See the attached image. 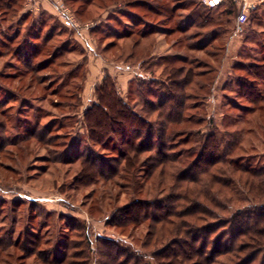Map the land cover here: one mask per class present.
I'll list each match as a JSON object with an SVG mask.
<instances>
[{"label":"rangeland","instance_id":"obj_1","mask_svg":"<svg viewBox=\"0 0 264 264\" xmlns=\"http://www.w3.org/2000/svg\"><path fill=\"white\" fill-rule=\"evenodd\" d=\"M253 4L241 25L231 0L214 9L205 0L1 6L0 264H242L251 254V264H264V234L260 244L245 240L243 252L208 259L213 240H227L232 225L253 231L245 213L264 207V174L249 173H264V2ZM63 10L75 24H65ZM106 79L156 134L166 97L182 103L172 104L183 120L166 132L167 166L153 173L138 164L129 173L121 136L107 139L98 127L97 138L89 134L88 111ZM209 144L222 162L194 166ZM184 190L196 217L174 219L201 232L169 235L188 243L200 236L196 248L207 243L206 260L173 240L151 242L154 219L179 209ZM129 208L139 220L122 226Z\"/></svg>","mask_w":264,"mask_h":264},{"label":"trees","instance_id":"obj_2","mask_svg":"<svg viewBox=\"0 0 264 264\" xmlns=\"http://www.w3.org/2000/svg\"><path fill=\"white\" fill-rule=\"evenodd\" d=\"M20 1H25V0H0V8L1 6H3V7H8V9H11L15 5H17ZM230 13L232 12L230 11ZM113 88H114V83H111L109 79H106L105 83H103L100 87L97 88V92H99V102L94 104V106L88 111V114H91L90 116L94 117V119L92 118L91 120L92 123H90L88 127L89 132H90L89 134H92V136H95L97 138L100 135L96 129L98 127L103 130V133H104L103 136L107 139L109 138L115 139L117 138V136H121L122 139L117 144L122 150L123 156L126 161L125 168L127 172L129 173L134 172V169H136L138 164H140L141 166L149 165V168L153 170V173L155 172L157 168H159V166H167V164L170 162V157L167 156L166 154L164 155V151H166V147L164 144L165 143L164 138L166 136V132L168 130H171L169 129L170 124L178 123L183 120V116L181 115V113L174 112L173 107H172L174 104L175 106L176 105L182 106V103H178L177 101H175V98H173V96L169 95L166 97L163 105L160 106L159 109H157L160 112L159 118H162L163 121L162 123L159 124V127H160V129H158L159 133L156 134L154 128L150 127L148 122H146L143 117H141L140 115H136L130 111L129 106L126 105L120 97H117L116 92L114 91ZM169 104L170 106L166 108V105H169ZM145 126H148V128L146 129L147 130L146 132L144 129ZM108 129L109 131H106ZM209 138L212 139L213 136H210ZM154 142L158 143L159 147H156ZM204 148H205V151L206 150H209V151H206V152L204 151L200 155V157L196 160V162L194 163V166H197V167L200 166V168L202 169L204 164L210 165L212 167L222 162V160H220L219 158L217 159L218 155L220 154L219 147H217L215 144H211V145L209 144L208 146ZM155 151L157 153V157L154 158L153 161L151 160L152 162L148 160H143V161L141 160L140 157L143 154L152 153V152L155 153ZM230 163H231V166L236 165V161L230 162ZM203 173H208V170L207 169L204 170ZM249 173L257 177H260L261 175L264 174V173H254L253 171ZM181 178H187V177L183 175H181L180 177V181L186 183L185 186H187L188 181L186 180L182 181ZM180 186H182V184ZM225 186H228V185L226 184ZM179 188L180 187H177V189ZM185 191L187 190H184L183 193H179V197L177 200L179 204V206L177 207L179 209L172 210V209L166 208L163 212L159 213L158 216L154 219L157 224V227L155 228V230L156 229L158 230L156 231V234L153 236L154 241L152 240L151 242H153L154 245L157 246V245H168L170 242L172 243L173 241H176L173 244L179 245V243H182L183 247L186 245L187 247H189L190 251L192 250L193 252L200 254L205 259V254H207L206 248L208 247L207 243H206V248L203 247L205 245V242L201 246L202 249L196 248L197 246L196 244L201 238L200 236H197L200 238H197L196 236H194L192 238V241L188 243V242L182 241L181 239H174V238L172 239L170 238V236L172 235H169L171 233L180 234V235L182 233H185L186 236L187 235L191 236L192 233L193 234L195 233V235H197V234H200L201 232V230L198 227H190L189 229L190 231L188 229L183 230V225L180 222H178V219L177 220L174 219L175 217L181 218V215L187 216V217L193 216L197 212V209H198L197 204H194V202L190 200V196L187 194L189 191L188 192H185ZM187 203H189L190 206H185ZM135 206H139V205L136 204ZM180 207L183 208V210H181ZM184 207L186 208L188 207V208L184 210ZM131 210H132L131 208L125 210L126 219L120 225L126 226L128 225V222H136L139 220L138 211L137 213H134V214L131 213V216L127 215L129 214L128 212H130ZM182 212H187V214L183 215ZM201 216L202 215H200L198 219H200ZM247 216L249 219L247 218ZM193 217H196V216H193ZM245 217L246 219L249 220V224L252 223L253 226H255L253 231L247 227L240 228L238 225L237 226L232 225L231 236L227 240H224L225 237H222L221 235H219L218 239H216L215 241L214 240L212 241L213 243L212 253L209 254V257L207 256L208 259L210 260V263H215V260H217L216 258L222 256L223 254L233 252V251H236L238 253L239 250H240L239 252H243V249L241 250V248L244 244H247L245 240H247L249 244L250 243L260 244L256 242H261L260 237L264 234L263 233L264 232V207H259V206L253 207L252 210L246 211ZM215 226H216V231L220 230L223 226V223H219L218 225H215ZM216 231L215 232L211 231L210 233H208V235L212 236V234H215ZM252 232H255V234L258 235V236L256 235V240H254L255 236L252 235ZM163 240H164V243L161 244ZM243 242L244 244H242ZM167 247L164 248V251L166 250V252H169V250H167L168 249ZM257 248L258 247H255V250ZM181 252H183L182 253L183 256H184V253H186L184 252V250H182ZM184 258L186 259V257ZM253 260H254V257H252V254L250 256L248 255L246 256V258L244 257V259H242V261H244V263L242 264H251ZM176 263L177 262H175L174 264Z\"/></svg>","mask_w":264,"mask_h":264},{"label":"built area","instance_id":"obj_3","mask_svg":"<svg viewBox=\"0 0 264 264\" xmlns=\"http://www.w3.org/2000/svg\"><path fill=\"white\" fill-rule=\"evenodd\" d=\"M235 3H237L240 9V13L238 15V24H244L248 21V15L249 13L254 9V4H253V0H231ZM262 2H264V0H260ZM224 2V0H205V4L208 8H217L219 7L222 3ZM64 13V20H65V24L67 26H71L72 24H75V21L73 19L72 16L69 15V13L65 10H63Z\"/></svg>","mask_w":264,"mask_h":264}]
</instances>
